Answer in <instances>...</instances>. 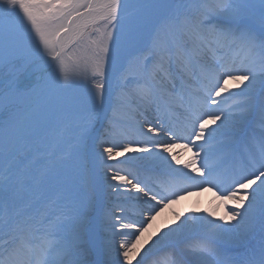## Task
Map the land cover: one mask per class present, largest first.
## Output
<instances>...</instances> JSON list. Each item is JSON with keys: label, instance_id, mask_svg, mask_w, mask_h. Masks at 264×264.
Wrapping results in <instances>:
<instances>
[{"label": "snow or ice", "instance_id": "6c2138e0", "mask_svg": "<svg viewBox=\"0 0 264 264\" xmlns=\"http://www.w3.org/2000/svg\"><path fill=\"white\" fill-rule=\"evenodd\" d=\"M0 264H264V0H0Z\"/></svg>", "mask_w": 264, "mask_h": 264}, {"label": "bare ground", "instance_id": "6f19581e", "mask_svg": "<svg viewBox=\"0 0 264 264\" xmlns=\"http://www.w3.org/2000/svg\"><path fill=\"white\" fill-rule=\"evenodd\" d=\"M15 69H5L4 73H5V78H7L8 74L10 72H15ZM26 71H31V70H26ZM23 71H20L17 73L18 78H20V76L23 74ZM176 151H180L179 149H177ZM181 155L187 159L189 156H191L192 154L189 152H183L181 153ZM205 192H202L203 197H202V201H199V197L196 195V193H192V194H187L185 195V197L183 198V200L180 202V205L178 207H180L181 209L187 211L188 209H199L200 212L198 214H205L204 210L207 209L209 211H215L216 212V217L218 218L219 216H223L225 215L226 212H228L233 205L231 204H226L223 201V197L221 196H217L216 194H214V192H210L208 190V188L206 190H204ZM176 207V206H173ZM172 208L171 207H166L163 209V211L161 212L160 216L157 217V220L154 222L153 224V228L162 225L163 222L166 219H169L171 216V212H172Z\"/></svg>", "mask_w": 264, "mask_h": 264}, {"label": "rangeland", "instance_id": "374dc122", "mask_svg": "<svg viewBox=\"0 0 264 264\" xmlns=\"http://www.w3.org/2000/svg\"><path fill=\"white\" fill-rule=\"evenodd\" d=\"M35 81V75L30 71L24 70V73L22 74L21 78L19 79V83L22 86H30Z\"/></svg>", "mask_w": 264, "mask_h": 264}]
</instances>
